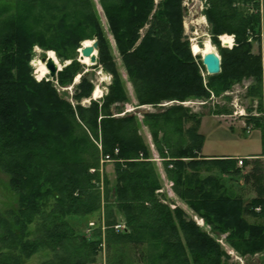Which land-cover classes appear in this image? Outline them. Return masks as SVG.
Masks as SVG:
<instances>
[{
    "label": "trees",
    "instance_id": "trees-1",
    "mask_svg": "<svg viewBox=\"0 0 264 264\" xmlns=\"http://www.w3.org/2000/svg\"><path fill=\"white\" fill-rule=\"evenodd\" d=\"M26 1V10L38 7V0ZM206 1L204 14L212 26L213 43L220 47L218 36L222 35L233 36L235 42L232 49L219 48L220 74L211 78L217 83L210 87L220 92L232 82L250 79L256 84L254 92L260 93L264 0L262 16L259 0ZM42 2L43 11L62 13L60 17L49 15L42 31L30 30L24 15L0 23V170L9 177L10 189L18 198L17 211L8 212L7 217L0 215V264H23L40 249L51 254L42 264H93L103 240L108 248L148 246L149 252L142 254L141 250L139 257L145 264H226L228 257L212 236L223 234L242 257L263 253L264 211L254 212L263 206L262 185L257 186L258 198L247 204L220 193L212 177L200 180L199 170L213 165L237 174L240 169L235 159L199 156L203 140L197 131L200 117L188 116L187 110L175 106L157 114L146 113L142 124L150 130L158 153L165 158L163 149L172 150L170 163L164 166L175 195L203 220L209 232L182 209L170 210L156 195L160 189L157 171L137 135L135 114L118 117L127 98L90 1ZM251 3L255 8L248 13L245 7ZM101 5L139 106L206 97L202 63L192 57L184 36L182 0H163L156 10L154 0H101ZM146 25L141 38L139 32ZM86 39L96 41V64L113 76V82L101 106L93 101L86 108L72 107L60 98L52 81L36 82L28 63L35 46L63 57L78 52ZM249 40L263 43V52L254 55ZM74 63L58 74L59 86L81 74ZM80 78L77 90L90 97L91 85L85 75ZM81 97L79 93L74 96L75 100ZM185 124L189 126L183 129ZM160 128L184 136L187 144L179 137L173 144L176 148H171V139ZM158 130L162 137L156 136ZM106 157L114 165L116 181L103 239L100 224L87 225L85 233L78 232L77 226L101 210L97 171ZM115 213L124 222L122 233L111 229L116 225ZM246 217L258 222L249 224ZM34 222L39 224L40 234L30 240L27 227ZM117 257L112 264H121Z\"/></svg>",
    "mask_w": 264,
    "mask_h": 264
},
{
    "label": "rangeland",
    "instance_id": "rangeland-1",
    "mask_svg": "<svg viewBox=\"0 0 264 264\" xmlns=\"http://www.w3.org/2000/svg\"><path fill=\"white\" fill-rule=\"evenodd\" d=\"M89 1L92 5L99 26L102 29L104 38L107 42L109 55L114 66V70L119 78L118 80L120 81L121 85H123L126 94V102L123 104V108L118 117H122L127 114H135L134 116L139 122L137 135L142 140L144 145L148 148L150 153L149 161L154 164L157 171L158 184L160 185V189L156 192V195L160 198L161 202H163L164 204H168L170 210H174V208L176 207L182 209L190 217V219H192L196 223V225L209 232V228L204 225L203 220L195 215L192 211H190L175 195L173 190V182L167 176L164 166V163H170L167 160L170 159L169 154L172 150H168L167 148L163 149L165 158H163L160 153H158L155 145L153 144L150 130L148 128H145L142 124L143 114H139L141 110H146V112L150 114H157L164 109L175 106L187 110L188 116L195 115L200 117V124L197 131L198 134L203 137V140L202 149L199 153V156L200 154L205 156L222 155L234 158L257 156L251 160L237 161V168L240 169V172L237 174H227L226 172L220 171L218 167L207 165L209 169L204 170L201 168V170H199L198 176L200 180H204L207 177H212V184L214 188H220V193L224 194L225 196L235 199H242L244 204H247L251 200L258 198L257 186L259 185L261 187L262 185L263 206H258V208L254 209V212L260 213L262 209L264 211V167L262 160L259 159L264 147V141L262 144V130H264V73L261 76V84L259 86L260 93H256V91L254 92L256 84L250 79H242L241 82H232L225 90L219 92L210 87V85H212L213 83H217L216 79L211 80V78L214 76H208L203 65L201 64L202 68H200V73L203 78V85L206 89V97H190L184 100V102L163 101L157 106H139L136 100L134 88L127 76L122 57L116 48L112 34L108 28L106 17L102 10L101 0ZM162 1L163 0H154L155 10L156 6ZM24 2L26 4L28 3L26 0H0V23L4 20L17 17L18 15H24V17L26 16L25 22L30 30L33 29L35 31H42V24L45 20L47 21L49 19V15H54L56 17H60L62 15V13L59 12L43 11L42 9L45 3H43L42 0H38V7L30 8L29 10H26L27 6L23 5ZM259 5V13L262 16V1L259 3ZM182 7L184 9L182 23L183 31L184 36L188 40L190 49L193 44H196L197 46L202 48L203 42L205 40H208L213 47L212 52L217 53L219 56V48H227L222 45L223 41L226 39L227 45H230L232 39L234 40V37L231 35H222L218 36L220 47L216 46V44L213 43L212 26L207 22L204 14L208 7L206 0H182ZM239 8L242 9L241 6ZM254 8L251 3L250 7H245V10L248 13H251ZM147 29L148 25L140 30L139 34L141 38L144 36ZM230 36L233 38H231ZM85 41L90 40L86 39L82 41L80 43V47H82V44ZM249 42L251 43V52L254 55L258 54L259 51L263 52V43L258 45L253 41L251 42V40H249ZM234 45L235 42H233V47ZM233 47H231V49ZM49 52H52L55 55V58L60 65L59 71L57 72L56 77L53 80H51L49 76L40 79L37 74V66L35 65L37 63H40V59L42 58V56L48 54ZM97 55L98 54L96 50V59ZM191 55L195 59V61H197L198 63L201 62V55L194 54L192 50ZM78 58L79 53L77 52V50H74L68 55L65 54L63 55V57H58L53 51H44L38 46H35L31 51V57L28 66L31 70V75L36 82H47L48 80L52 81L51 83L54 85L60 98L72 105V107L80 105L81 107L86 108L89 107L90 103L93 101L101 106L105 98L108 96V93L110 91L109 88L113 82V76L110 74H105L102 71V65H85L79 62ZM74 62L79 65L78 69L81 74L77 75L74 81H72L70 84H67L63 87L59 86V83L57 81V77H59L58 74L72 63L75 64ZM228 72V66H226L225 73L227 74ZM82 75H85L86 82L89 83L92 87L90 97L87 98L84 97L86 94L84 91L82 93V89L77 90V87L81 82L80 77ZM77 78L78 80L76 81ZM96 90H98L99 94L94 95V92ZM78 93L82 97L79 100H75L74 96L78 95ZM210 112L211 114L216 113V115H208ZM248 120L252 121L249 125H247ZM188 126L189 124L183 125V129H186V127ZM249 128L253 130L247 133L246 129ZM260 128H262V130ZM161 130L163 131L164 137L167 136L171 139L168 140L170 143H172H169L171 148H176V146L173 144L177 143L179 137H182L181 139H185L184 136H179L178 134L176 135L171 130ZM160 133L161 132H159L158 130L156 132V136L162 137V134ZM184 139L183 141L186 143L188 140L186 141L187 138L185 140ZM157 157L160 158V162L152 161L154 159H157ZM255 166L257 167V169H254ZM171 167L172 166L169 164L168 169H171ZM97 174L101 179L99 186L100 195L102 197L101 210L93 214L92 218H89L88 222L86 220L80 221L77 226V230L78 232L80 231L85 233V231L87 230V225L93 223L97 226V224H100L99 226L101 229L102 238L105 239L104 223L107 218L106 213H110L109 200L111 199L110 195H112V190L116 181L114 165L111 162L104 163L103 161H101L100 168L97 171ZM105 181L107 182V185L106 183L104 185ZM105 197H107V199H104ZM17 208L18 198L10 189L9 177L0 170V215L5 216L10 211L15 212L17 211ZM115 217V224H120L125 229L124 222L120 215L115 213ZM73 220L75 219H72L71 221ZM246 220L249 224L258 222V220H255L253 218L246 217ZM114 227L110 228L115 233H122L124 231V229L120 232L116 231ZM27 228L30 240H34L35 236L40 234V226L36 222L30 224ZM212 236L216 239L220 249L227 255L228 260L226 261V264H264V252L253 257H242L226 242L227 234L219 235L217 237L215 235ZM104 241L105 240H103V245L100 248L99 254L96 255L95 262L93 264H112L117 255L121 259V264H145V262L142 261L139 257L141 250L142 254H145V252H149L148 246H144L137 250H132L129 246H122L120 247V249H117L119 248V246H110V249L107 247ZM135 250L137 252H135ZM50 257V253H48L44 249H40L36 254L31 256L23 264H42L46 262ZM123 258L124 260L122 261Z\"/></svg>",
    "mask_w": 264,
    "mask_h": 264
},
{
    "label": "water",
    "instance_id": "water-1",
    "mask_svg": "<svg viewBox=\"0 0 264 264\" xmlns=\"http://www.w3.org/2000/svg\"><path fill=\"white\" fill-rule=\"evenodd\" d=\"M96 49H97V43L95 40H92L90 42V45H88L87 47H83L80 50L79 60L81 61L84 58H88L89 63L91 65H95L96 64V55L94 54V52L96 51ZM40 63L44 64V66L48 72L49 78L51 80L55 79L56 74L59 71V69H58V66L54 63L53 59L49 58L48 54H45L40 59ZM201 63L203 65V67L205 68V71H206L208 76H216L220 73V58H219L217 53L210 52L206 55H203ZM104 73L107 74L106 72H104ZM146 113H147L146 110H141L139 112V114H146Z\"/></svg>",
    "mask_w": 264,
    "mask_h": 264
},
{
    "label": "bare ground",
    "instance_id": "bare-ground-1",
    "mask_svg": "<svg viewBox=\"0 0 264 264\" xmlns=\"http://www.w3.org/2000/svg\"><path fill=\"white\" fill-rule=\"evenodd\" d=\"M262 0H259V2H261ZM231 37V36H230ZM231 38H233V37H231ZM222 42V41H221ZM233 42H234V40L232 39V41H231V44L230 45H227V40L225 39L224 41H223V43H222V45L223 46H225V47H227L228 49H231V47H233ZM88 45H90V41H85V42H83V44H82V48L83 47H87ZM81 48V49H82ZM80 49V50H81ZM80 50H78V53H79V56H80ZM191 50H192V52L194 53V54H199V55H201V60H202V56L203 55H206V54H208V53H210V52H212V50H213V47H212V45H211V43L208 41V40H205L204 42H203V46H202V48H200L199 46H197L196 44H193L192 46H191ZM94 54L96 55V51L94 52ZM48 57L49 58H51V59H53V61H54V63L58 66V69L60 68V65H59V63L57 62V60H56V58H55V55L52 53V52H49L48 53ZM79 59V58H78ZM79 62H81V63H83V64H85V65H91L90 63H89V59L88 58H84L83 60H79ZM35 66H37V74H38V76H39V78L41 79V78H44V77H46V76H48V72H47V70H46V68H45V66H44V64H41V63H37ZM205 69V68H204ZM78 80V78L76 79V81ZM97 94H99L98 93V90H96L95 92H94V95H97ZM253 130V129H252ZM117 152V151H116ZM106 162H110V160H109V158H108V161H106Z\"/></svg>",
    "mask_w": 264,
    "mask_h": 264
},
{
    "label": "crops",
    "instance_id": "crops-1",
    "mask_svg": "<svg viewBox=\"0 0 264 264\" xmlns=\"http://www.w3.org/2000/svg\"><path fill=\"white\" fill-rule=\"evenodd\" d=\"M262 126H263V124H262ZM260 129L262 130V128H260ZM262 135H263L262 136V144H263V141H264V130H262ZM200 156H202L204 159H236L237 161H239V160H251V159L257 157V156H250V157L248 156V157H244V158H234V157L222 156V155H220V156H213V155L205 156V155H201V154H200Z\"/></svg>",
    "mask_w": 264,
    "mask_h": 264
},
{
    "label": "built area",
    "instance_id": "built-area-1",
    "mask_svg": "<svg viewBox=\"0 0 264 264\" xmlns=\"http://www.w3.org/2000/svg\"><path fill=\"white\" fill-rule=\"evenodd\" d=\"M246 130H247V133H249L252 129L249 128V129H246ZM159 159H160V158L157 157V159H154V160H152V161H154V162H160ZM259 159L262 160L263 167H264V147H263V151H262V154H261V156L259 157ZM105 161H108V157L105 158ZM92 227H94V224H93V223L89 224V228H92ZM114 228H115L116 231H119V232L122 231V230L124 229V228L122 227V225H120V224L115 225Z\"/></svg>",
    "mask_w": 264,
    "mask_h": 264
}]
</instances>
